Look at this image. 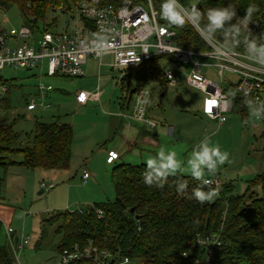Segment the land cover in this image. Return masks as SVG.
<instances>
[{
    "label": "rangeland",
    "instance_id": "obj_1",
    "mask_svg": "<svg viewBox=\"0 0 264 264\" xmlns=\"http://www.w3.org/2000/svg\"><path fill=\"white\" fill-rule=\"evenodd\" d=\"M195 2L189 0L188 4ZM17 3L14 0L12 6L0 8L1 16L9 21L6 23L8 28L18 29L25 24V17ZM72 17L71 13L49 10L45 21L38 23L39 31L53 24L54 18L56 24L51 28L52 32L72 30L79 22L77 15L74 19ZM102 60L106 64L99 67V60L92 59L85 66L82 77H49L44 62L43 69L6 66L1 71L0 84L9 89L1 95V99L8 96L11 107L0 109V121L11 124L14 131L20 134L14 148L28 145L27 134L34 132L37 122L58 121L71 125L73 129L72 157L67 170L31 169L11 164V160L20 161L21 156L0 152V220L3 223L0 246L9 243L6 235L8 226L16 232V238L30 237V245L19 254L23 264H57L60 261V254L55 249L59 241L55 228H48V237L41 249L34 248L41 234L42 221L67 208L79 211L94 203L114 201L112 172L118 164L140 165L154 158L161 149L174 151L183 162L194 145L208 138L228 153L227 160L217 172L223 182L234 183L235 193H244L248 180L264 172V119L257 120L250 115L243 119L237 113H229L228 122L220 124L206 117L201 109L204 96L200 90L187 86L182 77L179 83L171 84L162 76L167 67L173 68L175 61L171 56L147 64L158 79L143 85L137 83L136 73L113 69L109 56ZM209 73L208 77L220 81L216 70ZM41 84L53 88L45 97L50 107L29 111L28 103L33 101L39 106L42 102L38 89ZM137 88L147 90L151 96L147 116L157 123V128L154 131L150 129L148 134L158 139L160 147L141 146L125 153L115 164L107 165V152L111 148L119 151V132L112 124L115 118L112 113L120 109L127 111V96ZM82 90L100 91L99 100H90L87 106H78L74 96ZM155 133L158 136L155 137ZM84 170L94 175L87 182L82 178ZM42 183L47 186L53 184L54 188H44Z\"/></svg>",
    "mask_w": 264,
    "mask_h": 264
},
{
    "label": "trees",
    "instance_id": "obj_2",
    "mask_svg": "<svg viewBox=\"0 0 264 264\" xmlns=\"http://www.w3.org/2000/svg\"><path fill=\"white\" fill-rule=\"evenodd\" d=\"M16 1L27 24L31 23V17L35 18L31 24L35 28L39 29V21H45L49 10L71 13L73 19L77 15L81 25L93 28L92 22L79 13L82 7L89 5L88 0H32L30 5L25 0ZM125 1L104 0V3L120 6ZM13 2L0 0V8H8ZM182 2L188 4L189 0ZM229 2L202 0L197 7L206 9ZM155 3L159 10V24L176 31L175 40L179 45L202 51L210 49L190 23L176 26L162 19V0H155ZM233 3L237 6L238 16H243L250 4L255 6L256 11L249 28L257 42L264 43V0H233ZM55 24L54 18L53 24L45 26L43 30L51 31ZM229 48L245 53L242 46ZM161 58L157 57L150 62ZM150 62L136 70H128L136 73L139 85L158 79L147 66ZM141 89H135L134 94ZM232 100L231 113L246 119L250 115L247 107L249 98L235 92ZM10 103V98L5 96L0 99V109L10 108ZM27 136L28 145L14 148L20 134L14 131L11 124L0 121V152L22 158L20 161L11 160V164L31 169H69L73 146L71 125L58 121L37 122L34 132ZM145 172V163L116 165L112 172L114 201L94 203L79 211L66 209L64 212L53 213L42 221L41 234L34 248L41 249L48 237V228L53 227L54 233L59 236L55 248L59 254L64 250L72 251L75 246L83 248L91 243L100 249L129 257L137 264H202L196 262L204 256V250L197 246V239L200 235H213L220 237L221 245L212 256V264H264V172L248 180L242 194L234 192L235 185L232 182H223L219 195L212 202L203 204L192 198L193 189L201 184L190 175L170 176L163 187H157L144 183ZM178 180L188 181V188L183 195L176 191ZM204 187L215 189L208 185ZM2 226L0 220V237ZM0 264H16L10 243L0 246ZM70 264L95 263L80 259Z\"/></svg>",
    "mask_w": 264,
    "mask_h": 264
},
{
    "label": "built area",
    "instance_id": "obj_3",
    "mask_svg": "<svg viewBox=\"0 0 264 264\" xmlns=\"http://www.w3.org/2000/svg\"><path fill=\"white\" fill-rule=\"evenodd\" d=\"M26 1L30 5L32 0ZM88 1L89 5L82 7L79 13L92 22L93 28L78 22L74 29L61 33L39 31L31 26L34 17L30 18V24L25 22L18 29L8 28V19L0 14V76L6 66L35 70L43 69L44 62L46 75L49 77H82L85 75L84 65L90 57L99 60L102 66L106 64L102 60L105 56L111 58L110 65L113 69L125 72L138 69L157 57L171 56L175 63L173 68L167 67L164 70L163 77L171 84H177L182 77L187 86L200 90L204 96L202 112L209 119L217 120L220 124L227 122L228 114L233 109L232 95L235 92L250 101L263 104L264 67L247 59L246 53L227 47L217 55L214 46L220 43L218 39L211 46L206 42L210 47L207 51L179 45L175 40L176 31L159 24V10L155 0H126L120 6L104 3V0ZM98 36L106 37V50L95 47ZM214 70L220 81L208 77L209 72ZM1 81L2 76L0 83ZM38 89L42 102L39 106L33 101L28 103L29 111L38 107H50L45 102V97L53 90L52 86L41 84ZM8 91L6 86L0 84V99ZM99 96L100 91L82 90L76 94V101L86 104L90 100H99ZM149 96L145 89L137 92L132 100V111L126 116L155 126L156 123L146 116ZM118 158V151L109 150L106 161L111 164ZM90 176L91 173L84 170L83 180L86 181ZM207 178L210 181L208 186L214 187L219 195L223 185L219 172L216 171ZM41 186L54 188L53 184L47 186L42 183ZM98 213L102 215L100 211ZM6 235L13 248L16 264H23L19 254L30 245L31 238H16V232L10 226L6 227ZM220 245L219 236L200 235L197 246L204 250V256L196 262L212 264V256ZM80 259H87L95 264H137L129 257L100 249L91 243L83 248L75 246L72 251L64 250L57 264H70Z\"/></svg>",
    "mask_w": 264,
    "mask_h": 264
},
{
    "label": "clouds",
    "instance_id": "obj_4",
    "mask_svg": "<svg viewBox=\"0 0 264 264\" xmlns=\"http://www.w3.org/2000/svg\"><path fill=\"white\" fill-rule=\"evenodd\" d=\"M202 0H196L190 5L182 0H162L160 5V16L171 25L183 26L190 23L198 35L210 44L218 38L220 43L214 46L217 55L230 46H242L247 59L256 65L264 67V43H258L252 34L249 25L256 11L255 6L246 7L245 14L238 16L237 6L230 0L226 5L198 8ZM95 47L106 50L108 44L106 37L98 36ZM250 116L255 119H264V104L249 101L247 103ZM228 153L221 146L211 141L202 139L194 145L186 161L177 158L174 151L161 149L154 158L146 160V172L144 183L148 186L163 187L168 178L178 177L185 173L192 179L200 181L201 186L193 189L191 195L199 203L212 202L217 195L213 188H205L210 181L208 175H214L218 168L225 163ZM188 188L187 180H178L176 184L177 193L183 195Z\"/></svg>",
    "mask_w": 264,
    "mask_h": 264
},
{
    "label": "crops",
    "instance_id": "obj_5",
    "mask_svg": "<svg viewBox=\"0 0 264 264\" xmlns=\"http://www.w3.org/2000/svg\"><path fill=\"white\" fill-rule=\"evenodd\" d=\"M92 59H94V58H89L87 60V62L84 65V70H85V66L90 61H92ZM44 65H43V67H44ZM98 65H99V67L103 66V65L100 66L99 63H98ZM133 70H136V69H133ZM162 76H163V74H162ZM132 98H134V96ZM149 100H151V96H149ZM93 101H96V100H93ZM74 102L78 106H87V103L86 104H80L76 101V94L74 96ZM201 109H202V105H201ZM126 110L127 111L120 109V111L112 113L113 117H115L112 120V124H113V126H117V133L119 132V135L117 138V147H118L117 149H119L120 152L117 150L119 152V158L117 159V161L120 160L121 157L125 153L127 154L128 152H133L137 149H140L141 146H143V147H155V148L160 147V143H159L158 139H156L153 136L148 134L150 129H152L154 131L157 128V123L153 120L156 123V125L152 126V125H149L148 123L140 122V121H137V120H134V119L127 117L126 114H129L132 111V101L131 102L129 101V103H127ZM147 115H148V105H147L146 116ZM28 117H30V115H28ZM147 118L151 119L148 116H147ZM227 122H228V120H227ZM170 129H171L170 132H172V127ZM154 136L155 137L158 136V133H155ZM111 150H115V149L111 148ZM139 153L141 156L142 152L140 151ZM107 156H108V152H107V155L105 157L106 159H107ZM115 163H116V161L114 163L109 164L106 161L107 165H113ZM93 176L94 175L91 173V176L89 179H91ZM89 179H87L86 182ZM232 184H234V183L232 182Z\"/></svg>",
    "mask_w": 264,
    "mask_h": 264
},
{
    "label": "water",
    "instance_id": "obj_6",
    "mask_svg": "<svg viewBox=\"0 0 264 264\" xmlns=\"http://www.w3.org/2000/svg\"><path fill=\"white\" fill-rule=\"evenodd\" d=\"M0 80H1V76H0ZM134 92H135V89H132L131 91H130V93H129V101L131 100V98H132V95L134 94ZM43 191H41V193H42ZM133 210V209H132ZM137 219H139V216H137L136 217Z\"/></svg>",
    "mask_w": 264,
    "mask_h": 264
}]
</instances>
